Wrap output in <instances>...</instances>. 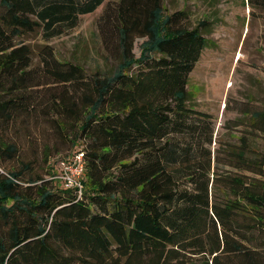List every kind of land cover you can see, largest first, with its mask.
Listing matches in <instances>:
<instances>
[{
	"label": "trees",
	"instance_id": "16d2710c",
	"mask_svg": "<svg viewBox=\"0 0 264 264\" xmlns=\"http://www.w3.org/2000/svg\"><path fill=\"white\" fill-rule=\"evenodd\" d=\"M163 3L0 0V264H264V151L243 138L210 148L211 116L186 90L205 21L188 27ZM100 4L110 73L47 45L33 64L15 42L59 35ZM250 120L264 137V102ZM61 151L81 153L80 188L50 174Z\"/></svg>",
	"mask_w": 264,
	"mask_h": 264
},
{
	"label": "rangeland",
	"instance_id": "374dc122",
	"mask_svg": "<svg viewBox=\"0 0 264 264\" xmlns=\"http://www.w3.org/2000/svg\"><path fill=\"white\" fill-rule=\"evenodd\" d=\"M262 3L263 0H164L163 3L166 12L185 9L188 27L205 21L200 33L206 45L187 74L186 90L188 104L211 116L210 148L221 155L224 148H236L240 138L250 150L264 151L263 135L250 125V113L260 109L264 102ZM102 6L79 15L76 25L59 35L46 38L39 28L23 33L15 42L29 46L33 64L37 63L38 51L47 45L58 60L79 64L86 74L110 73L117 61L105 49L97 31ZM139 42L140 39L133 42L135 54ZM21 142L27 149V141ZM62 155L65 156L64 151L48 159L50 174L59 172ZM55 182L63 186L60 179Z\"/></svg>",
	"mask_w": 264,
	"mask_h": 264
},
{
	"label": "built area",
	"instance_id": "2783aa9c",
	"mask_svg": "<svg viewBox=\"0 0 264 264\" xmlns=\"http://www.w3.org/2000/svg\"><path fill=\"white\" fill-rule=\"evenodd\" d=\"M59 172L55 176L60 179L65 187H81L80 180L83 176L84 168L80 152H76L66 160H59Z\"/></svg>",
	"mask_w": 264,
	"mask_h": 264
}]
</instances>
